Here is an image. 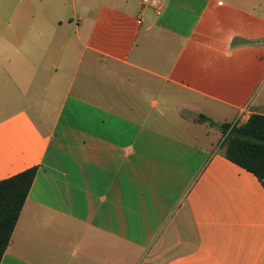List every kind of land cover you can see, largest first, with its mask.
Masks as SVG:
<instances>
[{
	"label": "crops",
	"instance_id": "1",
	"mask_svg": "<svg viewBox=\"0 0 264 264\" xmlns=\"http://www.w3.org/2000/svg\"><path fill=\"white\" fill-rule=\"evenodd\" d=\"M254 114L264 0H0V181L38 168L0 264H264V181L197 122Z\"/></svg>",
	"mask_w": 264,
	"mask_h": 264
},
{
	"label": "trees",
	"instance_id": "2",
	"mask_svg": "<svg viewBox=\"0 0 264 264\" xmlns=\"http://www.w3.org/2000/svg\"><path fill=\"white\" fill-rule=\"evenodd\" d=\"M197 122L219 128L223 134L218 153L264 181V116L252 115L245 123L219 125L201 115ZM38 168H30L0 181V263L12 241L22 210L34 184Z\"/></svg>",
	"mask_w": 264,
	"mask_h": 264
},
{
	"label": "rangeland",
	"instance_id": "3",
	"mask_svg": "<svg viewBox=\"0 0 264 264\" xmlns=\"http://www.w3.org/2000/svg\"><path fill=\"white\" fill-rule=\"evenodd\" d=\"M234 47V46H233ZM229 51H233L232 50V48H231V50H229ZM156 97V94L154 93V92H150L149 93V95L147 96V102L149 101V102H151L152 103V101L154 100V99H156L155 98ZM215 133H213V135H215V137L212 135V139H213V141L215 142V143H217V141H218V139H219V137L221 136V140H222V137H223V134H222V132L219 130L218 132H220V133H216V131H214ZM216 136L218 137V138H216ZM209 139V138H208ZM220 140V141H221ZM201 142H203V141H201ZM205 143V142H204Z\"/></svg>",
	"mask_w": 264,
	"mask_h": 264
},
{
	"label": "built area",
	"instance_id": "4",
	"mask_svg": "<svg viewBox=\"0 0 264 264\" xmlns=\"http://www.w3.org/2000/svg\"><path fill=\"white\" fill-rule=\"evenodd\" d=\"M148 1L149 0H144V2H148ZM241 119H243L242 116L239 118V120L237 122L242 123V120Z\"/></svg>",
	"mask_w": 264,
	"mask_h": 264
}]
</instances>
